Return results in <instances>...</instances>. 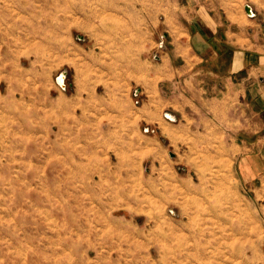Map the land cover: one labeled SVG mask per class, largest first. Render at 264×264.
Here are the masks:
<instances>
[{
  "label": "rangeland",
  "instance_id": "rangeland-1",
  "mask_svg": "<svg viewBox=\"0 0 264 264\" xmlns=\"http://www.w3.org/2000/svg\"><path fill=\"white\" fill-rule=\"evenodd\" d=\"M74 1L0 0V264H264V187L240 181L224 117L165 79L189 4Z\"/></svg>",
  "mask_w": 264,
  "mask_h": 264
},
{
  "label": "crops",
  "instance_id": "crops-1",
  "mask_svg": "<svg viewBox=\"0 0 264 264\" xmlns=\"http://www.w3.org/2000/svg\"><path fill=\"white\" fill-rule=\"evenodd\" d=\"M186 4L189 11L164 55L165 79L184 76L192 95L200 93L202 107L224 117L220 123L230 132L240 181L256 192L264 187V0H185V9ZM222 41L228 58L214 47ZM203 76L207 88L190 87Z\"/></svg>",
  "mask_w": 264,
  "mask_h": 264
},
{
  "label": "bare ground",
  "instance_id": "bare-ground-1",
  "mask_svg": "<svg viewBox=\"0 0 264 264\" xmlns=\"http://www.w3.org/2000/svg\"><path fill=\"white\" fill-rule=\"evenodd\" d=\"M59 1V0H58ZM57 0H52V2L54 3V4H57V2H58ZM59 3V2H58ZM59 5V4H58ZM57 5V6H58ZM75 6H76V2L74 1V0H63V4H61V9L63 10V11H66V10H68L69 8L70 9H74V10H76V8H75ZM78 6V5H77ZM108 198L110 199L109 201L107 200L106 202H105V205L107 206V207H110V208H114L113 206H114V204H120V202H119V200H127V199H129V198H135V199H137L138 197L137 196H133L132 194H128L127 192H123V193H120V192H115V193H113V194H111V196H108ZM131 200V199H130ZM113 201H117V202H113ZM248 251V250H247ZM231 255H234V251H232V254ZM234 258V257H233ZM242 262L243 263H246V264H250L249 263V261H248V259L246 258V256L245 255H243V259H242ZM214 262H212L211 260H210V256L207 254V253H205V255H204V257H202V262H201V264H213ZM217 264H220V262H217Z\"/></svg>",
  "mask_w": 264,
  "mask_h": 264
},
{
  "label": "water",
  "instance_id": "water-1",
  "mask_svg": "<svg viewBox=\"0 0 264 264\" xmlns=\"http://www.w3.org/2000/svg\"><path fill=\"white\" fill-rule=\"evenodd\" d=\"M246 10L251 13V7L249 5L246 6ZM66 77V72H62L58 77H57V81L58 83L61 85V86H65V83H64V79ZM166 116L169 117V118H173L174 116L170 113H166Z\"/></svg>",
  "mask_w": 264,
  "mask_h": 264
}]
</instances>
